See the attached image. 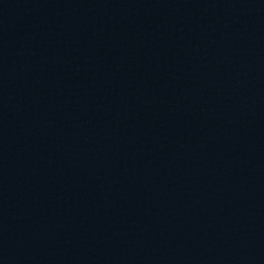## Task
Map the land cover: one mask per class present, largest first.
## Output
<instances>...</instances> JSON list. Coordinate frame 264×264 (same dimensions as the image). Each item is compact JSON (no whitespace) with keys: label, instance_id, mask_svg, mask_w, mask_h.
<instances>
[{"label":"water","instance_id":"obj_1","mask_svg":"<svg viewBox=\"0 0 264 264\" xmlns=\"http://www.w3.org/2000/svg\"><path fill=\"white\" fill-rule=\"evenodd\" d=\"M0 264H264V0H0Z\"/></svg>","mask_w":264,"mask_h":264}]
</instances>
